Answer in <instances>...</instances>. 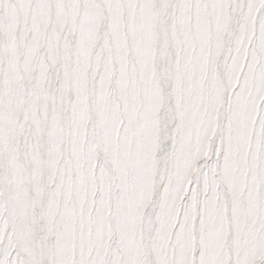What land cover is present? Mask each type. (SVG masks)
<instances>
[{"label": "snow or ice", "instance_id": "6c2138e0", "mask_svg": "<svg viewBox=\"0 0 264 264\" xmlns=\"http://www.w3.org/2000/svg\"><path fill=\"white\" fill-rule=\"evenodd\" d=\"M0 264H264V0H0Z\"/></svg>", "mask_w": 264, "mask_h": 264}]
</instances>
